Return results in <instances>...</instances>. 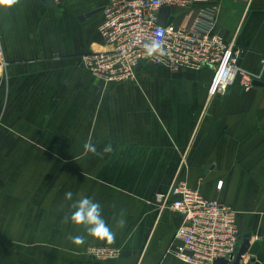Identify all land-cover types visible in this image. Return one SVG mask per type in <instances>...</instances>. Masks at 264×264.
<instances>
[{
	"label": "crops",
	"instance_id": "0c3cea01",
	"mask_svg": "<svg viewBox=\"0 0 264 264\" xmlns=\"http://www.w3.org/2000/svg\"><path fill=\"white\" fill-rule=\"evenodd\" d=\"M109 1L0 0V264H190L175 255L182 216L153 202L180 167L189 185L236 210L244 262L264 264V68L262 83L236 82L209 101L211 67L144 61L135 79L103 81L82 55L108 47ZM206 11L235 37L238 63L260 69L264 0H195L170 14L193 27ZM81 195L102 205L111 241L65 219ZM90 246L130 253L94 258Z\"/></svg>",
	"mask_w": 264,
	"mask_h": 264
},
{
	"label": "built area",
	"instance_id": "2783aa9c",
	"mask_svg": "<svg viewBox=\"0 0 264 264\" xmlns=\"http://www.w3.org/2000/svg\"><path fill=\"white\" fill-rule=\"evenodd\" d=\"M194 1L110 0L103 7L100 24V33L108 47L84 53V66L106 82L135 79L138 66L144 61L163 64L171 70L211 67L207 101L227 94L236 82L250 89L261 78L264 59L257 70L241 66L235 37L226 39L209 12L202 15L208 20L197 23L198 26L185 27L173 21L160 23L163 6L186 8ZM152 40L160 41L161 49L149 55L145 45ZM181 163L183 166L184 157ZM181 171L182 167L170 185L156 192L153 198L158 212L169 208L182 216L173 237L181 242L175 255L190 264H233L243 242L236 210L225 202L204 196L198 187L189 185ZM222 183L220 180L218 186ZM87 253L100 259L120 255L112 246H90ZM244 258L242 253L240 264H245Z\"/></svg>",
	"mask_w": 264,
	"mask_h": 264
},
{
	"label": "clouds",
	"instance_id": "9594fccd",
	"mask_svg": "<svg viewBox=\"0 0 264 264\" xmlns=\"http://www.w3.org/2000/svg\"><path fill=\"white\" fill-rule=\"evenodd\" d=\"M11 2V0H8ZM147 53L152 55L161 49V42L152 40L151 43L145 45ZM84 148L88 152H95L96 146L90 140L85 141ZM112 150L111 144L105 145L104 151L109 152ZM72 192L65 193L66 199L71 200ZM71 211L70 214L65 217L66 220H70L76 224L86 225V232L96 238H106L111 241L114 238V232L111 226L106 222L102 215V205L99 201L95 200L91 196L81 195L79 199L73 200L69 205ZM119 224L123 225L124 220L120 219ZM75 243H83L84 236L76 235L70 236Z\"/></svg>",
	"mask_w": 264,
	"mask_h": 264
},
{
	"label": "water",
	"instance_id": "95a60500",
	"mask_svg": "<svg viewBox=\"0 0 264 264\" xmlns=\"http://www.w3.org/2000/svg\"><path fill=\"white\" fill-rule=\"evenodd\" d=\"M171 12V6H163L160 10V23L162 24H166V23H170L173 21V16L170 14ZM92 12L87 13L86 15H90ZM140 66V64H139ZM262 83L261 81H256L255 84H260ZM250 244H249V240L246 236H244V240L242 242V245L240 247L239 253H238V257L237 260L233 263V264H240V258L242 253H244L246 250H248ZM130 253V250L127 249H122L120 251V256L123 255H127ZM221 263H223V260H219ZM248 264H252V261H250Z\"/></svg>",
	"mask_w": 264,
	"mask_h": 264
},
{
	"label": "rangeland",
	"instance_id": "374dc122",
	"mask_svg": "<svg viewBox=\"0 0 264 264\" xmlns=\"http://www.w3.org/2000/svg\"><path fill=\"white\" fill-rule=\"evenodd\" d=\"M10 256H11V254H10ZM91 256V255H90ZM91 257H93V256H91ZM249 263V262H248ZM247 262L245 263V264H248Z\"/></svg>",
	"mask_w": 264,
	"mask_h": 264
}]
</instances>
